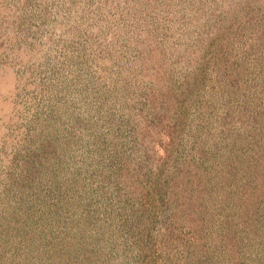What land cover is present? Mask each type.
I'll return each mask as SVG.
<instances>
[{"label":"rangeland","instance_id":"374dc122","mask_svg":"<svg viewBox=\"0 0 264 264\" xmlns=\"http://www.w3.org/2000/svg\"><path fill=\"white\" fill-rule=\"evenodd\" d=\"M0 264H264V0H0Z\"/></svg>","mask_w":264,"mask_h":264}]
</instances>
